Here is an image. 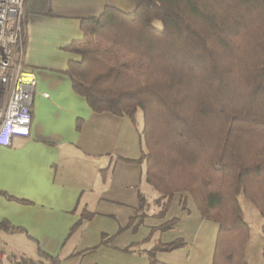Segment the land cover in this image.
Listing matches in <instances>:
<instances>
[{
	"label": "trees",
	"instance_id": "trees-1",
	"mask_svg": "<svg viewBox=\"0 0 264 264\" xmlns=\"http://www.w3.org/2000/svg\"><path fill=\"white\" fill-rule=\"evenodd\" d=\"M133 2L131 12L105 7L80 20L81 38L64 47L78 59L65 74L95 114L135 126L142 112L144 152L130 161L145 162V181L159 193L157 216L174 195L190 197L217 225L211 264H247L250 228L239 197L264 221V0ZM80 217L74 228L93 214L83 209ZM261 232L264 238V223ZM183 245L156 243L149 264H157L156 251ZM38 255L13 264H63ZM261 255L264 261V242Z\"/></svg>",
	"mask_w": 264,
	"mask_h": 264
},
{
	"label": "crops",
	"instance_id": "crops-1",
	"mask_svg": "<svg viewBox=\"0 0 264 264\" xmlns=\"http://www.w3.org/2000/svg\"><path fill=\"white\" fill-rule=\"evenodd\" d=\"M105 7L128 13L135 5L133 0L24 1L23 63L25 71L35 78V88L29 136L14 137L9 146L0 145V223L19 229L0 228L3 250L5 235L20 233L35 242L37 250L60 258L73 234L100 218L103 220L90 232L85 243H79L81 246L73 243L70 250L91 253L101 243L105 248L113 244L123 247L129 253L127 250L134 251L140 244L139 239L119 235L116 229H125L131 215H142L139 212L142 171L138 162L130 161L137 160L141 153L140 133L126 117L93 113L85 99L73 92L65 74L68 62L78 59L64 47L81 38L80 20L100 15ZM5 195L15 200H8ZM178 197L185 205L188 196ZM83 209L93 217L81 221L76 229ZM195 211L193 217L198 224L190 244H184L186 250L163 254L160 256L163 263L156 261L157 264H191L194 244L208 237L213 228L217 232L215 223L212 222L214 226L206 224L207 220L201 218L196 207ZM173 226L169 231L175 229ZM181 232L169 239L160 236L154 244L188 241V232ZM250 238L244 254L247 264V255L255 263L257 254ZM263 242L264 238L259 247L261 258ZM214 244L212 241L211 260ZM176 253L184 254L185 260L178 262Z\"/></svg>",
	"mask_w": 264,
	"mask_h": 264
},
{
	"label": "rangeland",
	"instance_id": "rangeland-1",
	"mask_svg": "<svg viewBox=\"0 0 264 264\" xmlns=\"http://www.w3.org/2000/svg\"><path fill=\"white\" fill-rule=\"evenodd\" d=\"M158 25V24H157ZM136 125L134 129L140 133V148L141 153L137 155V160H139L144 152L143 140L141 136V131L143 128L142 121V112L138 111L135 115ZM134 130V131H135ZM136 140H138V135L135 133ZM136 153H138L137 145H136ZM137 164L138 167L142 171V186H141V210L139 211L142 215L135 216L134 214L128 220V224L125 226V229L116 228L120 234H124L130 238H134L136 241L139 239L140 244L136 245L134 251H129L127 253L120 246L112 245L110 248H105L101 243L97 244L92 248L93 252H73L70 250L71 245L73 243H85V241L89 238L90 232L95 229L99 223L103 219H98L97 221L87 223L84 227L77 230L71 239H69L68 244L62 251L60 256V260L63 264H149L150 257L148 252L155 247L154 240L160 236H164V239H169V237H177L180 235L179 233L182 231L183 233L188 232V241L181 240L184 244H190L191 237H193V233L197 228V222L194 221L193 213L195 211V207L193 206V201L190 197H187L185 205H183V201L179 202L178 195H174L171 199L170 205L168 209L165 211L162 217H158L157 214L161 210V206L156 203V199L159 197V193H157L152 187H150L144 178L145 173V162L140 161ZM117 178V177H116ZM239 203L243 211V218L245 222L249 225L250 228V244L254 248H256V262H251V258H249V254L247 255V259L249 264H260L263 263V259L259 254V247L263 240V234L260 230L261 223L263 219L260 217L258 211L244 198L239 197ZM105 206L102 207V209ZM125 212L124 209H122ZM188 211H191L187 214ZM192 213V214H191ZM175 217L176 224L173 226L175 229L172 231L162 230L159 228L160 224L162 225L169 218ZM113 224V223H112ZM206 224H211L214 226L212 222L206 221ZM114 225V224H113ZM79 228V226L77 227ZM76 228V229H77ZM180 230V231H179ZM137 232V233H136ZM181 232V233H182ZM201 234V233H200ZM135 235L134 237H132ZM181 237V236H180ZM200 236H198L199 239ZM210 237V240L208 239ZM216 237V231L213 228L211 234L208 237H205L203 241H197L192 249L191 254V264H201L202 261L207 263L212 261L211 247L212 241L214 244V239ZM125 238V237H124ZM107 239V237H104ZM184 239V238H183ZM197 239V238H196ZM197 239V240H198ZM103 239L101 238V241ZM100 241V240H99ZM106 241V240H105ZM201 242V243H199ZM3 244L4 252L6 253L8 260L5 264H12L11 261L15 256H21L25 259L36 261L39 259L38 250L36 243L32 240H29L25 235L20 233L7 234L5 235V239ZM81 246V245H79ZM182 248L186 250V245H183L173 251H156L155 260L161 262L160 256L163 254H175V252L180 251ZM183 252V251H182ZM178 256L176 259L185 260V255H180V253H176L174 257ZM211 260V261H210ZM176 261V260H174ZM177 262V261H176ZM157 263V262H156ZM173 262H169L171 264Z\"/></svg>",
	"mask_w": 264,
	"mask_h": 264
},
{
	"label": "built area",
	"instance_id": "built-area-1",
	"mask_svg": "<svg viewBox=\"0 0 264 264\" xmlns=\"http://www.w3.org/2000/svg\"><path fill=\"white\" fill-rule=\"evenodd\" d=\"M25 0H0V145L27 138L35 78L25 71L23 25ZM8 257L1 247L0 264Z\"/></svg>",
	"mask_w": 264,
	"mask_h": 264
}]
</instances>
